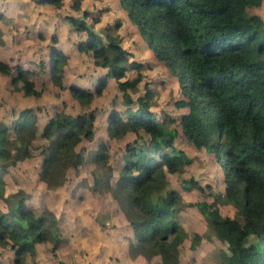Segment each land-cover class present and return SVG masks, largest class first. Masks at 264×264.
Returning <instances> with one entry per match:
<instances>
[{"label": "clouds", "instance_id": "9594fccd", "mask_svg": "<svg viewBox=\"0 0 264 264\" xmlns=\"http://www.w3.org/2000/svg\"><path fill=\"white\" fill-rule=\"evenodd\" d=\"M194 2L202 41L222 38L174 65L147 39L144 0H0V264L264 255V173L248 179L262 165L241 167L252 125L239 145L238 118L211 127L197 112L202 132L185 127L201 56L234 64L231 79L249 94L264 88L239 71L264 73V0Z\"/></svg>", "mask_w": 264, "mask_h": 264}, {"label": "trees", "instance_id": "16d2710c", "mask_svg": "<svg viewBox=\"0 0 264 264\" xmlns=\"http://www.w3.org/2000/svg\"><path fill=\"white\" fill-rule=\"evenodd\" d=\"M168 0H144L147 5L148 22L143 27L151 26L153 34L148 35L150 43H158L157 54L161 58L171 60L175 65L180 60L182 53L201 52V48H206L214 39L222 38V33L215 30L210 34L211 39L202 41L201 28L207 27L204 10L196 4L194 0H178L179 7H168L161 11V7L167 5ZM225 0H201V3H211L214 6L223 4ZM155 4V5H154ZM198 42L201 47H197ZM183 44V48H181ZM258 55L264 57V52ZM183 68V64L180 65ZM188 71V69H185ZM236 71V66L231 62L222 64H212L207 57L201 56L200 62L192 69V72L200 77V90L193 98V114L186 121L185 127L190 134L201 133L204 127L203 122L197 116V112H202L204 119L209 122V126L215 127L218 122L222 125L231 126L239 119L240 133L235 128L234 133L236 143L239 145L241 134L248 135L246 128L252 125L254 131L249 136L248 143L241 149V167L249 160L256 159L261 163L257 173L250 174L248 179L255 183L256 176L264 173V88H258L249 94V91L238 86L231 77ZM240 72L247 75H260L264 73L256 72L252 67L240 68ZM206 86V87H205ZM204 106L202 109L201 106ZM259 108L260 112L254 109ZM210 109L211 111H207ZM257 120L260 123H257ZM260 189L264 192V183L260 184ZM264 233V227L260 228ZM238 264V262H234ZM248 264H264V255L258 260L250 261Z\"/></svg>", "mask_w": 264, "mask_h": 264}]
</instances>
